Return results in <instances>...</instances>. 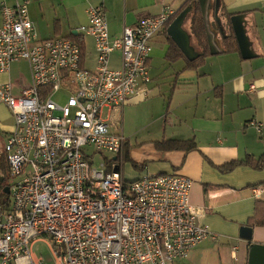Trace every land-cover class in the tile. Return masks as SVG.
Returning a JSON list of instances; mask_svg holds the SVG:
<instances>
[{"label": "built area", "instance_id": "obj_1", "mask_svg": "<svg viewBox=\"0 0 264 264\" xmlns=\"http://www.w3.org/2000/svg\"><path fill=\"white\" fill-rule=\"evenodd\" d=\"M29 3L1 6L0 71L25 60L32 82L18 95L11 82L0 83V103L16 119L4 141L15 181L9 205L0 203V264H44L34 249L42 241L57 264H173L186 258L213 235L202 222L205 211L190 201L192 179L146 174L126 184L113 160L126 144L123 109L132 97L149 96L154 40L178 11L164 3L158 15L113 37L106 7L91 5L88 22L77 28L95 42L90 70L79 42L38 38ZM116 51L120 66L112 68ZM58 92L70 95L66 105L53 99ZM249 125L263 127L256 120Z\"/></svg>", "mask_w": 264, "mask_h": 264}, {"label": "crops", "instance_id": "obj_2", "mask_svg": "<svg viewBox=\"0 0 264 264\" xmlns=\"http://www.w3.org/2000/svg\"><path fill=\"white\" fill-rule=\"evenodd\" d=\"M22 1L0 0V25L3 21L1 6ZM28 1L36 30L39 36L40 30L47 32L49 35L43 38L46 39L80 36L77 28L88 22L87 10L91 5L106 7L110 34L115 37L141 18L158 15L164 3L171 4L178 11L188 0ZM209 4L214 11L218 5L225 6L230 13L245 14L247 34L255 57L244 59L241 52L235 51L222 53L223 36L230 33L229 23L222 16L226 19L223 28L217 26L216 37H211L212 46L219 53L209 56L197 69H185L182 61V69L176 74V83L168 100L158 98L160 84L157 77L151 75L149 96L132 97L125 105L123 111L137 109L139 122L131 133L141 138L137 141L140 144L130 149V137L126 136L123 155L114 156V159L121 164L120 171L126 184L153 174L150 172L175 173L192 179L190 201L205 211L202 222L209 225L213 235L193 248L186 258L175 260L173 264H248L251 242L240 237L241 227H253V242L264 244V227L250 224L257 203L264 201V0H210ZM183 28L191 35L193 45L196 40L191 26L186 29L183 24ZM221 31L226 34L220 36ZM163 36L167 51L169 44L164 32L154 41ZM87 37H83L86 43L85 67L88 52L97 58L94 39L90 37L91 44ZM116 52L119 53V63L121 53ZM23 62L28 65V75L22 69L18 73L15 69L17 63ZM6 82L13 84L16 95L23 86L30 85L32 76L28 62H15L10 71H0V83ZM252 84L256 86L255 90H250ZM159 103L162 105L160 109L157 107ZM12 118L8 107L0 103V129L7 135L16 126V121L9 123ZM251 120L263 123L261 131L249 125ZM155 135L162 139H155ZM177 139L194 140L197 148L186 151L157 147L159 142ZM126 150L127 160L124 157ZM248 157L253 158L254 164L263 160L261 167L242 163L228 172L221 169L232 161H244ZM126 161H131L133 166L130 180L126 179L124 172Z\"/></svg>", "mask_w": 264, "mask_h": 264}, {"label": "rangeland", "instance_id": "obj_3", "mask_svg": "<svg viewBox=\"0 0 264 264\" xmlns=\"http://www.w3.org/2000/svg\"><path fill=\"white\" fill-rule=\"evenodd\" d=\"M204 6H205V14H206V21H207V25H208V30L210 33V36L212 37H216L217 35V31H218V27L217 26H221L223 25L224 18L222 16H224V14L221 13L220 7L218 6L217 10L214 11L213 6L211 4H209L210 0H204ZM210 6V7H209ZM225 17V16H224ZM191 19H192V13L189 14V16L187 17V19L185 20L184 23V27L186 29H190L191 26ZM223 28V27H222ZM214 32V34H213ZM38 33V32H37ZM221 35L223 36V33L226 34L225 32H220ZM47 35H49L47 32L41 31L40 30V36L38 34V38L39 39H43L45 38ZM87 42L89 43V41L92 44V39L90 38V36H88L86 38ZM166 39L163 36L162 39H156V42L154 43V54L152 56V70H151V75L152 76H156L157 79L156 81L158 82V84H160V90H159V96L158 98H161L162 100H168L170 94H171V90L172 87L175 85V80H176V74L178 71H180V69H182V65L183 62L179 61V62H175L172 63L170 61H168L167 59H165V52H166ZM193 46L195 48H197V42L193 40ZM93 53L88 52L87 53V61H86V68L90 69V70H94L95 66H96V59L93 57ZM97 57V56H96ZM118 58H119V53L118 52H114L112 57H111V64L110 66L112 68H117L120 66V61L118 63ZM95 60V62H94ZM94 62V63H93ZM19 65H16V71L17 73L19 72L20 69H22V72L25 75L29 74V69H28V65L26 62L23 63H17ZM18 67H20L18 69ZM207 70V69H205ZM209 80H211L209 78ZM69 94L65 93V92H58L55 93L53 95V99L60 104L61 106H64L67 104L68 99H69ZM158 109L162 108L161 103H159V105H157ZM122 131L125 135V137H130V149L133 148L135 145L140 144V142H137L138 140H140L141 138H137L134 134H132V129L136 128L138 125V114H137V109H133L131 111H127L124 110L122 113ZM16 121L15 116L13 115L12 120H10V124H14V122ZM157 125L153 126L151 129H154V127L156 128ZM150 129V128H149ZM170 130V129H169ZM154 135V134H152ZM8 135L0 129V157L3 156L4 158V162L5 165H7V161H6V155H5V148H4V141L6 139ZM156 137L155 139H159L161 140L162 138H160V136H154ZM110 155V154H109ZM114 156V155H111ZM100 160V157L97 155V157L95 158V165H98V161ZM158 162H152V164H156ZM8 167V166H7ZM132 163L131 161H126L125 165H124V172L126 175V179L130 180L132 179V172H133V168H132ZM150 173H157V172H150ZM15 179L6 175L5 176V180L3 181L4 186L2 188V192L8 194L10 191V186L12 185V183H14ZM35 252L43 257L44 259V264H57L51 248L49 246V244L46 241H42V242H38L35 245Z\"/></svg>", "mask_w": 264, "mask_h": 264}, {"label": "trees", "instance_id": "obj_4", "mask_svg": "<svg viewBox=\"0 0 264 264\" xmlns=\"http://www.w3.org/2000/svg\"><path fill=\"white\" fill-rule=\"evenodd\" d=\"M188 6L192 7L191 33L197 42V50L199 52V56L194 60H189L185 56V54L182 52V50L179 48V46L174 42V40L169 36L167 32L170 24ZM220 10L222 14H224V16L226 17L230 26V33L228 35L223 36L224 49L222 50V53H231L234 51L240 53L239 44L231 23V18L235 14L230 13L225 8V6L220 7ZM164 34L169 44V47L165 54V59H167L172 63L178 61H184L185 69H197L203 64H205L206 59L209 56L213 55L211 51L208 26L203 12V6L201 0H188L187 3L180 10H178L177 14L168 23L167 28L164 31ZM70 38L81 44L83 49V61H84L85 49H86V43L84 38L82 36H76V35H72ZM157 147L166 150L183 149L186 151H190L197 148L196 142L194 140H178V139L159 142L157 144ZM124 157L125 160L128 159V150L125 151ZM113 160L115 159L113 158ZM6 161H7V156H6ZM261 161H257L256 164H254L253 158L248 157L244 161H232L226 164L225 166H223L221 169L225 172H228L242 163L253 165L259 168L263 163V160ZM7 166H8V162L7 165H5L4 158L3 156H1L0 157V203L9 205L10 199L8 194L2 192V188L4 186L3 181L5 180V176L6 175L9 176V166L8 167ZM1 179H3V181H1ZM250 224L264 227V201H259L257 203L255 215L253 216V218H251Z\"/></svg>", "mask_w": 264, "mask_h": 264}, {"label": "water", "instance_id": "obj_5", "mask_svg": "<svg viewBox=\"0 0 264 264\" xmlns=\"http://www.w3.org/2000/svg\"><path fill=\"white\" fill-rule=\"evenodd\" d=\"M203 1L204 0H201L203 6V12L206 18V14L204 10L205 6ZM191 10H192L191 6L186 7L170 24L167 32L169 36L174 40V42L179 46V48L182 50L185 56L189 60H194L199 56V52L192 45L191 35L183 28V24L187 16L191 13ZM231 23L239 44L242 57L244 59H251L255 57V53L252 48V43L247 34V28H246L247 20L245 14L239 13L233 15L231 18ZM209 38H210L212 53L213 54L219 53V52H215L212 46L210 33H209ZM1 181H3V179H1ZM240 237L251 242L248 264H264V244L253 242V227L248 225L242 226L240 230Z\"/></svg>", "mask_w": 264, "mask_h": 264}]
</instances>
